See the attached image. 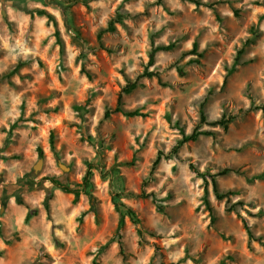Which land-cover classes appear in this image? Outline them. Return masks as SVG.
Instances as JSON below:
<instances>
[{
  "label": "rangeland",
  "instance_id": "rangeland-1",
  "mask_svg": "<svg viewBox=\"0 0 264 264\" xmlns=\"http://www.w3.org/2000/svg\"><path fill=\"white\" fill-rule=\"evenodd\" d=\"M70 1L0 0V264H264V0Z\"/></svg>",
  "mask_w": 264,
  "mask_h": 264
},
{
  "label": "trees",
  "instance_id": "trees-1",
  "mask_svg": "<svg viewBox=\"0 0 264 264\" xmlns=\"http://www.w3.org/2000/svg\"><path fill=\"white\" fill-rule=\"evenodd\" d=\"M184 1H189L190 3L194 4L197 7L201 6V4L198 1H195V0H184ZM77 3H82L84 6H86L87 0H71L69 2V5H73V4H77ZM205 6L209 7V8H213V4H209V5H205ZM36 13L38 15L46 16L48 19H51V16L48 15L45 11L37 10ZM112 30H113L112 23H110L108 25V27H107V31H112ZM104 32L105 31H101V32H99L97 34V40L98 41L100 40V38H101V36H102V34ZM251 34L253 35V37H247V39L243 42L242 47L237 51L236 58L234 60L235 63L238 62V58H239V56H241L243 54L245 48L247 46L252 45L255 42L256 37H255V35H254V33L252 31H251ZM171 48H173L172 44L168 45V46H165V47L164 46H157V47L151 48V50L148 53V61H147V64H146L145 71L141 75L137 76L135 79L128 80L126 82V84L121 88V90H120V92H119V94L117 96L116 103H115V108L112 109V110H107L104 113V117L105 118L109 117V115L111 113H119V114L123 115L124 117H129V118L140 116L137 111H124L123 110V108H122V96L128 95L133 90H135L137 88V86L139 85V81L141 79H143V78L151 79V78L157 76V73L154 72L153 70L148 71V69L150 67H152V65L154 64L155 54L157 52L168 51ZM188 54L197 55L198 57H201L199 54H196V44L192 45V49H191V51ZM262 116L264 118V111H262ZM199 120H200V123H203V124H206V125H209V126H212V127L221 126L223 129H225L227 127V125L231 122L230 118H225L224 116H222L217 121H214V122H211V123H207L206 119H205V115L202 112H200V114H199ZM210 135H212V133L210 131H199L198 132L196 130H194L189 135H184L183 133H181V137L175 142V145L170 150L169 156L176 155L177 152L179 151V149L182 146H184L185 144H187L189 142H195L199 136H210ZM52 138H53V136H52V134H50V137H49L50 145H52ZM38 155H39V157H41L42 153L40 151H38ZM159 161H160V157L157 156L155 158V160L152 162L151 171L156 167V165L159 163ZM189 169L192 172L196 173V171H194L192 165H189ZM228 172H229L228 169H223L221 171H216L213 174H208L207 173V175L206 174H201L200 175L199 173H196L197 176L202 178V181H203V184H204V186H203L204 187L203 188L204 196L207 195V184H208V182L206 181V177L210 181L212 193H213L214 197L217 200H221V199L231 195V193L222 194V193L218 192L217 185H216V179L218 177H222V176L226 175ZM89 176H90V169L87 170L86 174L83 176L81 186L80 185L77 186L80 189H69L68 187H64L63 185L58 184L55 180H53L51 178H45L44 180L52 183L57 188L65 191L67 193L73 194L75 196V198H77L79 196V194L83 193L85 191V189L87 188V186L89 184ZM134 196L137 197V198H146L147 197L144 193H140L139 195H134ZM203 204H204L205 208L211 213L212 209H211L210 204H209V202H208L206 197L203 200ZM120 207H123V205L115 204V209L119 213V216H120V223H119V227L117 228V234H118V231L120 229V224H121L122 218H123V213L121 212ZM125 212L127 214H129L130 216H132V212L129 209H126ZM28 217L29 216L27 215L26 219H28ZM241 222H242V225H243L244 229L247 232V235L250 237V232H249V228H248V225H247L246 221L244 219H241ZM223 262L224 261H221L219 264H223Z\"/></svg>",
  "mask_w": 264,
  "mask_h": 264
},
{
  "label": "water",
  "instance_id": "water-1",
  "mask_svg": "<svg viewBox=\"0 0 264 264\" xmlns=\"http://www.w3.org/2000/svg\"><path fill=\"white\" fill-rule=\"evenodd\" d=\"M40 164H41V160H38V162L36 163V165L34 166L33 170L34 172H37L40 169ZM62 167V166H60ZM63 170H66V168L62 167Z\"/></svg>",
  "mask_w": 264,
  "mask_h": 264
}]
</instances>
